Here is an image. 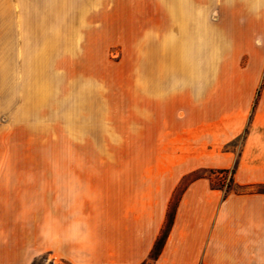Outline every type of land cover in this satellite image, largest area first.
<instances>
[{"label":"crops","instance_id":"obj_1","mask_svg":"<svg viewBox=\"0 0 264 264\" xmlns=\"http://www.w3.org/2000/svg\"><path fill=\"white\" fill-rule=\"evenodd\" d=\"M0 47H250V82L262 83L243 96L236 155L221 145L241 127L209 123L198 128L212 140L173 171L106 173L91 193L85 173L0 166L5 258L16 246L21 264H264V0H0ZM204 169L247 188L198 174L170 209L179 181Z\"/></svg>","mask_w":264,"mask_h":264},{"label":"rangeland","instance_id":"obj_2","mask_svg":"<svg viewBox=\"0 0 264 264\" xmlns=\"http://www.w3.org/2000/svg\"><path fill=\"white\" fill-rule=\"evenodd\" d=\"M249 49L0 47V166L85 173L91 193L106 173L173 171L202 138L212 140L198 128L209 123L241 127L221 145L239 154L242 109L252 103L243 96L262 86L250 82ZM198 174L235 188L229 171L197 170L179 181L170 209ZM20 251H0V264H21Z\"/></svg>","mask_w":264,"mask_h":264},{"label":"trees","instance_id":"obj_3","mask_svg":"<svg viewBox=\"0 0 264 264\" xmlns=\"http://www.w3.org/2000/svg\"><path fill=\"white\" fill-rule=\"evenodd\" d=\"M229 181H230V182H233L231 176L229 177ZM234 187H235V188H233L232 190H230V184H226V188H227V189H225L224 192H225V193L230 192V191H233V192H243V191H245L246 188H247L246 186L237 185V184H234ZM220 189H221V187H220ZM228 189H229V190H228ZM257 191H258V192H264V189H260V188H259Z\"/></svg>","mask_w":264,"mask_h":264}]
</instances>
